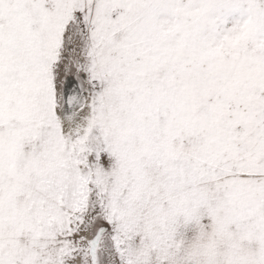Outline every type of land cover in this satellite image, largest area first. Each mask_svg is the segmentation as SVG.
Instances as JSON below:
<instances>
[{
    "label": "snow or ice",
    "instance_id": "obj_1",
    "mask_svg": "<svg viewBox=\"0 0 264 264\" xmlns=\"http://www.w3.org/2000/svg\"><path fill=\"white\" fill-rule=\"evenodd\" d=\"M0 264H264V0H0Z\"/></svg>",
    "mask_w": 264,
    "mask_h": 264
}]
</instances>
